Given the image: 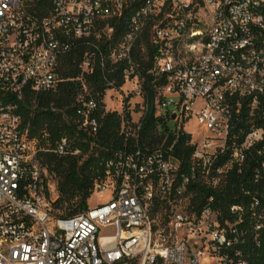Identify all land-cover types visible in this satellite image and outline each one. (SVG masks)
I'll use <instances>...</instances> for the list:
<instances>
[{"label": "built area", "instance_id": "built-area-1", "mask_svg": "<svg viewBox=\"0 0 264 264\" xmlns=\"http://www.w3.org/2000/svg\"><path fill=\"white\" fill-rule=\"evenodd\" d=\"M134 1L0 0V264H249L235 248L236 224L221 219L213 198L198 206L190 181L201 172L199 183L215 187L213 172L242 164L264 138L256 125L242 139L237 130L244 107L252 115L264 97V0H141L133 10ZM130 10L108 55L127 63L126 81L136 79L143 94L133 50L149 32L156 115L191 136V174L179 172L172 146L125 147L95 184L110 200L59 216L56 180L41 159L81 151L67 137L55 146L32 138L20 105L26 92L57 91L69 80L61 67L81 44L93 46L79 65L82 76L91 72L99 42L112 40L114 20ZM76 108L81 126L96 133L98 102L81 93ZM148 108L144 100L134 136Z\"/></svg>", "mask_w": 264, "mask_h": 264}, {"label": "trees", "instance_id": "trees-1", "mask_svg": "<svg viewBox=\"0 0 264 264\" xmlns=\"http://www.w3.org/2000/svg\"><path fill=\"white\" fill-rule=\"evenodd\" d=\"M140 2L134 1L133 10ZM131 13L130 10L125 16L114 20L115 33L111 41L102 39L99 42L103 55L96 53L91 72L82 76L79 65L93 46L81 44L64 58L60 74L69 80L61 83L57 91L26 92L20 105L23 125L32 138L55 146L61 138L67 137L70 146L81 151L78 155L48 152L41 159L56 180L58 197L55 206L59 216L70 217L88 209V200L94 193L95 184L107 177V162L125 147L132 149L138 145L147 150L161 145L164 148L172 146L173 155L180 160L179 172L191 174V136L175 129L169 117L156 115L154 102L158 82L150 72L154 67L155 51L149 32L133 50L135 66L143 80L144 100L149 105L141 118L138 135H133L136 123L132 122L130 110L125 109L123 113L106 110V91L120 89L126 83L124 71L127 67L125 61L112 62L108 55V43L116 45L120 42L128 29ZM81 93L98 102L96 116L99 127L96 133L81 126L76 115L77 99ZM261 100L252 115L244 107L237 123L241 139L250 125L264 128V97ZM131 127L132 130H129ZM225 161L221 160L220 163ZM213 173L219 182L215 187L199 183L205 181L201 172L190 181V187L196 190L195 202L201 206L213 198L211 204L221 212V219L236 224L239 234L235 248L243 251L249 264H264V138L251 149L242 164H233L219 174ZM256 201L258 204L253 206ZM232 206L241 207V210L234 212ZM258 214H261L260 220L263 222L259 230L255 229Z\"/></svg>", "mask_w": 264, "mask_h": 264}, {"label": "rangeland", "instance_id": "rangeland-1", "mask_svg": "<svg viewBox=\"0 0 264 264\" xmlns=\"http://www.w3.org/2000/svg\"><path fill=\"white\" fill-rule=\"evenodd\" d=\"M104 102L106 104V110L108 111L123 113L125 109L130 110L132 122H136L142 115L144 98L142 92L137 87L136 79L132 78V80H127L120 89H108ZM187 128L193 131L194 134H198L199 132V126L196 123H190L187 125ZM130 129L132 130V127ZM53 193L55 194L54 188ZM110 197L109 192L96 190L88 200V208H94L100 204H104L110 200ZM202 263L206 264V260L203 259Z\"/></svg>", "mask_w": 264, "mask_h": 264}]
</instances>
